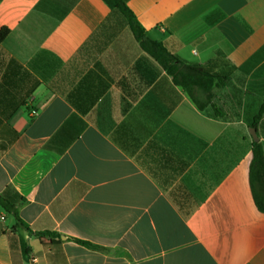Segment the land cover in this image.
Here are the masks:
<instances>
[{
    "label": "crops",
    "instance_id": "obj_1",
    "mask_svg": "<svg viewBox=\"0 0 264 264\" xmlns=\"http://www.w3.org/2000/svg\"><path fill=\"white\" fill-rule=\"evenodd\" d=\"M127 5L228 84L199 110L104 0H0V264H264V0Z\"/></svg>",
    "mask_w": 264,
    "mask_h": 264
},
{
    "label": "trees",
    "instance_id": "obj_2",
    "mask_svg": "<svg viewBox=\"0 0 264 264\" xmlns=\"http://www.w3.org/2000/svg\"><path fill=\"white\" fill-rule=\"evenodd\" d=\"M112 9L119 12L126 20L131 32L139 43L140 47L154 58L162 69L172 78L174 84L181 87L190 97L196 107L205 111L215 97V89L223 88L228 84L229 78L217 72L212 65L190 64L181 60L177 55L170 52L163 42H157L147 36L146 30L138 21L136 15L127 5V0H104ZM10 30L3 28L0 31V43L8 36ZM214 107V106H213ZM216 116H219V110L214 107ZM264 116V104L259 113L249 124V128H258L260 120ZM247 137H251L249 131ZM19 133L7 142H0V154L4 152L16 139ZM62 150H60L61 152ZM252 161L250 164V186L256 207L261 213H264V147L261 142H251ZM0 205L14 217L18 225H25L19 217L15 204V196L5 198L0 195ZM27 227V226H26ZM38 235H51L58 237V234L51 232H38ZM81 244L90 248H99L89 242L75 239Z\"/></svg>",
    "mask_w": 264,
    "mask_h": 264
},
{
    "label": "water",
    "instance_id": "obj_3",
    "mask_svg": "<svg viewBox=\"0 0 264 264\" xmlns=\"http://www.w3.org/2000/svg\"><path fill=\"white\" fill-rule=\"evenodd\" d=\"M249 133L253 139L254 142H260V137L258 135V132H257V129L256 128H253V127H250L249 128Z\"/></svg>",
    "mask_w": 264,
    "mask_h": 264
},
{
    "label": "rangeland",
    "instance_id": "obj_4",
    "mask_svg": "<svg viewBox=\"0 0 264 264\" xmlns=\"http://www.w3.org/2000/svg\"><path fill=\"white\" fill-rule=\"evenodd\" d=\"M249 131V130H248Z\"/></svg>",
    "mask_w": 264,
    "mask_h": 264
}]
</instances>
